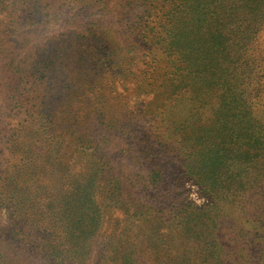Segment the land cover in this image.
Listing matches in <instances>:
<instances>
[{"label": "rangeland", "instance_id": "obj_1", "mask_svg": "<svg viewBox=\"0 0 264 264\" xmlns=\"http://www.w3.org/2000/svg\"><path fill=\"white\" fill-rule=\"evenodd\" d=\"M160 6L0 0V264H260L259 196L229 198L236 172L218 158L234 117L214 132L210 106L169 87L143 39ZM253 19L264 99V0Z\"/></svg>", "mask_w": 264, "mask_h": 264}, {"label": "trees", "instance_id": "obj_2", "mask_svg": "<svg viewBox=\"0 0 264 264\" xmlns=\"http://www.w3.org/2000/svg\"><path fill=\"white\" fill-rule=\"evenodd\" d=\"M160 2L156 20L147 23L143 29V39L149 47L158 48L167 59L166 73L171 76L166 80L169 83L171 80L169 87L191 90L196 103H203L198 111L204 105L210 106L213 131L216 126L224 125L219 122L220 115L234 117L225 122L221 131L226 138H221L222 154L218 158L228 163L232 173L236 172L229 198L242 200L246 194L257 191L259 198L256 201L261 203L258 208L261 212L255 220H248H251L248 232L256 231L254 236L258 238L253 246L259 250L258 261L264 264V220H261L264 217V111L263 117L252 111L255 107L264 108V99L260 96L255 61L245 57L248 41L263 29V22L255 24L253 19L259 0ZM253 25H256L254 30ZM197 58L200 68H197ZM197 113L195 111L193 115ZM242 163L245 167L259 168V176L255 180L246 177L245 171L240 170ZM256 216L250 214V218ZM93 218V211L88 209L82 219L85 228ZM202 232L197 233L201 240Z\"/></svg>", "mask_w": 264, "mask_h": 264}]
</instances>
